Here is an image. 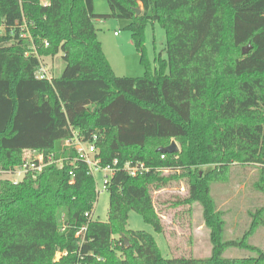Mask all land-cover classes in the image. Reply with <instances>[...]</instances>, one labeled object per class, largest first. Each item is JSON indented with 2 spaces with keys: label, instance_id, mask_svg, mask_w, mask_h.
<instances>
[{
  "label": "trees",
  "instance_id": "1",
  "mask_svg": "<svg viewBox=\"0 0 264 264\" xmlns=\"http://www.w3.org/2000/svg\"><path fill=\"white\" fill-rule=\"evenodd\" d=\"M107 1L110 13H97L94 0H0V264H264V250L249 242L264 224V204L240 238L224 240L211 193L234 165H251L264 195V0ZM111 17L129 21L144 76L114 72L96 26ZM148 23L166 33V57H155L154 71ZM58 54L61 72L39 78L42 59ZM75 134L95 143L101 166L115 168L106 222L86 216L99 193L94 173L66 145ZM172 141L177 152L158 151ZM28 153L61 165L19 182L1 177ZM125 162L150 170L133 176ZM181 179L187 194L175 204L201 207L207 257L165 258L152 234L127 227L136 211L166 234L153 192ZM230 247L253 254L225 257Z\"/></svg>",
  "mask_w": 264,
  "mask_h": 264
},
{
  "label": "rangeland",
  "instance_id": "2",
  "mask_svg": "<svg viewBox=\"0 0 264 264\" xmlns=\"http://www.w3.org/2000/svg\"><path fill=\"white\" fill-rule=\"evenodd\" d=\"M105 7L110 13L111 8H109L108 1L97 0L98 10L104 13L106 12L104 11ZM128 23L129 21L126 19L114 17L101 20L96 24L98 38L114 72L118 76L141 77L145 75L147 70L145 65L141 63L140 54L134 45L131 32L127 29ZM3 32V28L0 27V34ZM145 34L148 60L154 71L155 57L160 53L166 57V33L159 23H148ZM42 64V68L46 69L49 78L59 74L65 66L61 54L44 57ZM176 143L179 146V143ZM28 156L33 155L28 153ZM208 168V166L203 167L204 170H208ZM258 173L259 170L256 166L234 165L227 182L212 184L211 193L226 223L223 234L224 240L240 238L244 231L249 228L252 220L250 212H255L264 204V195L254 187ZM106 174L105 171L94 172L97 189L100 191L103 190V180ZM1 177L12 180L21 179V176H12L10 173H2ZM186 194L187 188L182 179L180 184H174L171 187L161 188L153 192L155 207L161 213L167 227L166 234L157 232L136 211L129 212L127 227L152 234L162 256L165 258H173V256L180 254L197 258L209 256L211 254L209 229L204 226L201 207L194 204L189 210L187 205L175 204L178 198H183ZM109 200L110 195L107 190L99 193L93 212L95 220L108 221ZM249 242L264 250V224L255 230ZM251 254L253 253L237 247L227 248L224 252L225 257H243ZM61 256V252L57 253L56 260H59Z\"/></svg>",
  "mask_w": 264,
  "mask_h": 264
},
{
  "label": "built area",
  "instance_id": "3",
  "mask_svg": "<svg viewBox=\"0 0 264 264\" xmlns=\"http://www.w3.org/2000/svg\"><path fill=\"white\" fill-rule=\"evenodd\" d=\"M37 76L39 78H49L47 75L46 69L42 68L38 73ZM67 146H74L77 149V152L79 154V157L83 159L87 165L89 166V170L94 173L96 171H105L107 174L104 177L103 180V190H107L110 178L114 174V167L112 165H107L105 167L101 166V160L98 157V149L95 146V143L89 142V141H83L82 138H80L78 135H74V137L70 140L66 141ZM164 158V155L162 156ZM52 162H58L61 165L60 160H54L53 156L50 155L48 157V160H46L45 156L43 154H37L35 156H30L26 161L23 163V165L16 168L15 171L9 172L12 176H21V179L23 177L32 172V173H38L40 172L47 164H50ZM118 164V161L116 160L114 162V165L116 166ZM123 170L127 171L129 174L136 176L144 174L145 172L150 170V167H148L144 162H138V163H132V162H125L123 164ZM21 179H14L15 182H19ZM102 190V191H103ZM102 191L97 189L98 193H101ZM86 216L91 220L93 218L92 213H86ZM87 226L83 228V230H86Z\"/></svg>",
  "mask_w": 264,
  "mask_h": 264
},
{
  "label": "water",
  "instance_id": "4",
  "mask_svg": "<svg viewBox=\"0 0 264 264\" xmlns=\"http://www.w3.org/2000/svg\"><path fill=\"white\" fill-rule=\"evenodd\" d=\"M140 10H137V13H139ZM249 49V47H244L243 48V52H247ZM179 150V147L177 145V143L175 141H172V143L168 146H164V147H159L158 151L161 153H175ZM126 244L129 245L128 240L125 238Z\"/></svg>",
  "mask_w": 264,
  "mask_h": 264
},
{
  "label": "crops",
  "instance_id": "5",
  "mask_svg": "<svg viewBox=\"0 0 264 264\" xmlns=\"http://www.w3.org/2000/svg\"><path fill=\"white\" fill-rule=\"evenodd\" d=\"M94 8H95V11H96L97 13H103L101 10H98V9H97V0H94ZM109 8H110V6H109ZM104 9H105L104 11H106V12H104V13H108V12H107V11H108V8L105 7Z\"/></svg>",
  "mask_w": 264,
  "mask_h": 264
}]
</instances>
